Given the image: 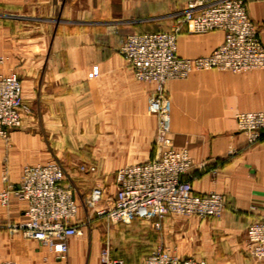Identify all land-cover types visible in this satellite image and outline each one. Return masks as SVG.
<instances>
[{
	"label": "crops",
	"instance_id": "obj_1",
	"mask_svg": "<svg viewBox=\"0 0 264 264\" xmlns=\"http://www.w3.org/2000/svg\"><path fill=\"white\" fill-rule=\"evenodd\" d=\"M246 4L264 45V0H246ZM186 5L187 0H0V57L5 56L0 72L35 61L34 70L24 71L43 76L42 101L47 109L41 120L59 123L54 136L62 147L68 145V158L62 159L70 161L67 165L81 218L96 214L82 201L94 187L104 188V199L113 196L116 171L152 158L155 152L157 118L149 111L154 84L136 78L119 51L114 28L124 37L132 32L169 30L178 18L169 29H158L154 20L170 12L181 14ZM51 22L50 36L46 35L48 54L41 56L44 67H39L41 54L36 48L46 39L38 31ZM223 39L222 29L192 33L184 26L177 38L178 52L185 57L207 55ZM95 65L99 74L91 77ZM166 86L174 144L187 147L193 159L183 177L198 192L217 190L226 199L219 217L196 216L178 223L169 217L164 220L167 231L185 224L187 245L174 252L203 258L206 264H264L250 253L247 243L248 226L264 210V138L248 144L235 118L237 111L264 110V68L195 70L185 78L168 80ZM63 121L66 129L60 124ZM11 138L15 142L10 151V177L18 182L25 164L45 162L48 156L43 154L38 132L13 131ZM243 144L247 146L242 154L227 158ZM80 164L96 165L98 172L81 171ZM63 183L68 182L64 179ZM0 218L21 220L22 204L12 202ZM95 220L101 219L94 217L91 224ZM91 224L84 225V231L93 228ZM80 235L71 238L70 264H99L103 246L98 256L96 252L88 258L79 252L82 259H76ZM40 246L20 231H0V260L52 264L42 258Z\"/></svg>",
	"mask_w": 264,
	"mask_h": 264
},
{
	"label": "built area",
	"instance_id": "obj_2",
	"mask_svg": "<svg viewBox=\"0 0 264 264\" xmlns=\"http://www.w3.org/2000/svg\"><path fill=\"white\" fill-rule=\"evenodd\" d=\"M224 31L223 41L209 54L185 57L178 52V34ZM120 53L136 78L154 84L149 109L156 115L155 152L152 158L130 163L115 173L116 191L104 199V188L94 187L83 204L96 214L79 216L80 203L73 183H63L67 175L60 159L28 163L15 182L6 167L0 189V204H22V216L11 224L13 231L40 242L53 251L61 264H70V241L84 232L94 217L108 224L130 223L136 218L150 220L161 227L169 215L207 218L220 216L226 199L222 192H198L183 176L193 166L187 147L174 144L171 131V100L167 82L185 78L195 70L222 69L235 72L264 68V45L259 28L251 19L246 0H187L184 11L169 30L132 32L121 40ZM23 85L15 74L0 73V137L22 123ZM239 128L253 143L264 136V110L238 111ZM81 171L94 173L96 165L80 164ZM102 200H105L103 203ZM250 253L264 261V210L247 228ZM13 264V263H8ZM99 264H126L104 246ZM137 264H206L203 258L181 256L157 246Z\"/></svg>",
	"mask_w": 264,
	"mask_h": 264
},
{
	"label": "rangeland",
	"instance_id": "obj_3",
	"mask_svg": "<svg viewBox=\"0 0 264 264\" xmlns=\"http://www.w3.org/2000/svg\"><path fill=\"white\" fill-rule=\"evenodd\" d=\"M178 17H179V13L170 12L162 16H159V18H156L154 20V23L159 24V26H157L158 29H169L170 26L173 24L174 20ZM50 24L51 25L49 26H43V29H40L38 31V33H40L42 30L41 34L42 36H44V40L46 39L44 44H42L43 42H40L39 46L36 48V52H39V54H41L40 57L46 56V54H48V50H47L48 43H47L46 35H48V37L50 36L54 22H51ZM114 30H116L115 31L116 35L117 36L119 35L118 42L120 47L121 40L122 38H124V35L123 34L120 35L119 33L117 34L118 27L114 28ZM33 33L35 32L33 31ZM33 52L35 53V50L32 51L31 53L33 54ZM4 57L5 56L0 57L1 62L4 61L5 59ZM37 61L39 67L41 66L44 67L43 65L44 61L42 60V57ZM34 62H35L34 60L32 61L28 60L27 66H21V65L19 66V64L17 63L14 66L13 70L9 72H5V74H15L21 80L23 85V104L21 106L22 123L18 127H13L12 129H10V132L7 137H0V189L4 186V182L2 180V175L4 170L7 167L8 170L11 171L10 151L12 150V148H14V142H15V140L13 141L11 138V133L13 131H18V132L23 131L25 133H30V134H33L34 132H38L40 136V141L42 142L44 149L43 154L46 157L48 156L47 160L60 159L65 165L67 170V175L65 178L66 182L74 183L72 180V176L69 173L71 167L67 165V163H69L70 161L68 160V162H66V159H62V157L66 158L67 156L68 145L66 146L64 145L65 147H62L59 144L62 143L61 140L54 136L56 126L59 123L49 120L48 121L41 120V114L45 109H47L42 101V94L45 93L43 86L44 81H42L43 76H41L40 73L34 76L31 74H27L24 71V70L27 71L34 70L35 69ZM93 67L95 68H92V71L89 74V76L91 77L97 76L99 74V66L95 65ZM0 73H4V72H0ZM58 89L62 91L61 88ZM58 89L57 91H59ZM236 113H235V118H236L237 128L243 131L242 129L239 128ZM60 124L61 125L63 124L64 129H66L67 126L66 121H63ZM263 138L264 136L260 138L258 141H260ZM256 142L251 143L248 141V144H254ZM246 146L247 144H243L239 146L227 158L232 159L242 154L244 149H246ZM71 166H73V164H71ZM111 173L113 174V172ZM8 209L9 207H5L0 204V214H5V210L8 211ZM168 217L167 218L169 220H176V222L178 223V221L187 222L190 218L196 216H185V215L174 214V215H169ZM211 217H219V216H211ZM167 218H165V220ZM199 219H205V218H199ZM14 222L16 221L9 220L6 218L4 219L0 218V231L7 229L11 232H14L13 231L14 228L13 226H11V224H13ZM163 224L164 221L161 227H157L156 225H154L152 221L143 218H138L135 221L133 220L128 224L126 223L108 224L103 220H95L91 224L93 228L91 227L86 228L83 234L80 235V237H78L79 242L76 245L77 248L79 249H78V254L76 255V259L79 260L82 259V255L80 258L79 252L85 253L88 258H90V256H94L96 252L98 256L102 246L104 248V246L109 244L112 255L124 258L127 264H129L131 262L134 263L138 261L157 246H164L172 251H178L177 250L178 247L181 248L187 245L186 242L188 240L186 239L187 234L185 231V224H183V227L181 229H175L172 231H167L166 229H164ZM27 239H31V238H27ZM44 247L45 246L39 247V249L42 250L41 253L43 256L42 258L44 260L48 259L50 262H52V264H61V262L58 261V258L56 257L55 253L51 251L48 247L47 248ZM85 254H83V256ZM69 260H70V252H69ZM20 262L22 263L24 262V260H21ZM27 262H30V259H28ZM8 263L18 264V262L12 260L11 261L7 259L0 260V264H8Z\"/></svg>",
	"mask_w": 264,
	"mask_h": 264
}]
</instances>
